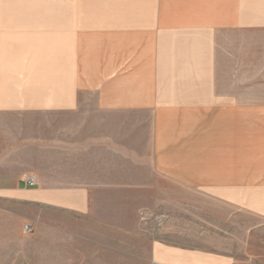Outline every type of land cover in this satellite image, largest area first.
<instances>
[{
  "label": "crops",
  "instance_id": "obj_1",
  "mask_svg": "<svg viewBox=\"0 0 264 264\" xmlns=\"http://www.w3.org/2000/svg\"><path fill=\"white\" fill-rule=\"evenodd\" d=\"M161 183L201 243L95 215ZM25 223L72 264H264V0H0V254Z\"/></svg>",
  "mask_w": 264,
  "mask_h": 264
},
{
  "label": "rangeland",
  "instance_id": "obj_2",
  "mask_svg": "<svg viewBox=\"0 0 264 264\" xmlns=\"http://www.w3.org/2000/svg\"><path fill=\"white\" fill-rule=\"evenodd\" d=\"M26 180L35 184V177L32 175H28ZM157 186H160V189L152 186L155 189L143 192L93 193V199L99 203L95 215L111 219L120 218L125 220L128 226H135L134 222L136 219L142 218L146 221L144 227L151 229V236L153 237L184 245L201 243L199 239L187 238L194 235V233L187 231V223H191L193 219L189 213L196 210L187 204V200L199 199V195L167 183H161ZM113 201L115 202L113 203ZM46 212L48 221L56 220L54 222L56 226H61L62 224L69 229L72 228V223L77 218L66 212L61 213L54 210H46ZM168 219H171L172 224L171 228H169L170 230L166 231L164 227L167 225ZM86 220L80 219V221L85 223L87 222ZM26 225H29V230H25ZM83 225L86 226V224ZM40 228H43V226L40 225ZM23 233L32 237V240H25L21 237L13 241H4L1 244L3 250H1L0 254V264H18L23 259L28 258L23 248L25 242L31 244L32 256L29 258L32 257L34 260L46 258L52 261V264H72L71 261H68L62 255H55L54 252H50L49 248L54 249L56 245L63 249L61 240H58L57 234L53 233V229L37 230L33 223H25ZM13 235L16 237L15 231ZM129 242L131 241L129 240ZM253 243L259 244V240ZM73 245H69V248L71 249ZM79 247L81 249L86 248L87 241H81Z\"/></svg>",
  "mask_w": 264,
  "mask_h": 264
},
{
  "label": "built area",
  "instance_id": "obj_3",
  "mask_svg": "<svg viewBox=\"0 0 264 264\" xmlns=\"http://www.w3.org/2000/svg\"><path fill=\"white\" fill-rule=\"evenodd\" d=\"M25 230H29V225H26L25 226Z\"/></svg>",
  "mask_w": 264,
  "mask_h": 264
}]
</instances>
